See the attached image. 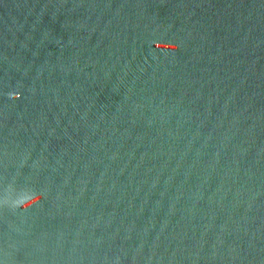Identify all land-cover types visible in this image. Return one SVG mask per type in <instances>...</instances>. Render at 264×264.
Returning a JSON list of instances; mask_svg holds the SVG:
<instances>
[{
  "label": "water",
  "instance_id": "obj_1",
  "mask_svg": "<svg viewBox=\"0 0 264 264\" xmlns=\"http://www.w3.org/2000/svg\"><path fill=\"white\" fill-rule=\"evenodd\" d=\"M0 264H264V0H0Z\"/></svg>",
  "mask_w": 264,
  "mask_h": 264
},
{
  "label": "clouds",
  "instance_id": "obj_2",
  "mask_svg": "<svg viewBox=\"0 0 264 264\" xmlns=\"http://www.w3.org/2000/svg\"><path fill=\"white\" fill-rule=\"evenodd\" d=\"M175 49V48H174Z\"/></svg>",
  "mask_w": 264,
  "mask_h": 264
}]
</instances>
